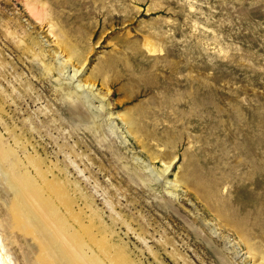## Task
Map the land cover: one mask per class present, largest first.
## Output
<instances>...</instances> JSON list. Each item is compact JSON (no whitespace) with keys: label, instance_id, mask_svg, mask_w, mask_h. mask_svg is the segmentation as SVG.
<instances>
[{"label":"rangeland","instance_id":"obj_1","mask_svg":"<svg viewBox=\"0 0 264 264\" xmlns=\"http://www.w3.org/2000/svg\"><path fill=\"white\" fill-rule=\"evenodd\" d=\"M0 242L264 264V0H0Z\"/></svg>","mask_w":264,"mask_h":264},{"label":"bare ground","instance_id":"obj_2","mask_svg":"<svg viewBox=\"0 0 264 264\" xmlns=\"http://www.w3.org/2000/svg\"><path fill=\"white\" fill-rule=\"evenodd\" d=\"M45 16V15H44ZM43 16V17H44ZM48 25V24H47ZM54 25V24H53ZM52 28V27H51ZM53 31V30H52ZM52 33V32H51ZM52 37H53V35H52ZM56 37V36H55ZM147 48H148V51H149V53H155L157 50H156V48H154L153 46H150V45H147ZM67 50V49H66ZM65 63H68V62H70V59H67V60H65L64 61ZM83 71V68L82 69H76L75 71H74V75L72 76V78H75L79 73H81ZM77 79V78H76ZM90 85V84H89ZM79 88L80 89H84L85 88V86L83 85V83L81 82V84H80V86H79ZM88 96V95H87ZM99 108H100V106H99ZM101 109V108H100ZM100 111V110H99ZM102 111V110H101ZM103 111H104V109H103ZM102 114H103V112H102ZM80 115V114H79ZM97 117L98 118H101V113L100 112H98L97 113ZM112 117V115H110V118ZM120 118V117H119ZM123 122H124V120L123 119H121ZM126 122H128V124L130 123H133L131 120H126ZM125 122V123H126ZM165 165V167H164V171H163V174H166V172H168L169 170H170V168H171V165H172V163H170V164H164ZM194 174V173H193ZM194 176H195V174H194ZM176 179H177V174H176ZM197 177V176H196ZM195 177V178H196ZM181 180L182 181H184L182 178H181ZM197 180V179H196ZM199 180H200V178H199ZM179 182V181H178ZM177 182V180H175L174 182H173V184L175 183H178ZM188 182H190V180L188 181ZM179 183H181V182H179ZM185 183L187 184V182L185 181ZM199 183V182H198ZM201 183H202V181H201ZM200 183V184H201ZM184 184V183H183ZM198 186V185H197ZM208 187V186H207ZM177 188V187H176ZM203 188V187H202ZM199 189V188H198ZM199 190H201V189H199ZM204 190V189H203ZM206 190V189H205ZM232 219V218H231ZM8 263H10L9 262V260L8 259H6L5 258V255H4V253H3V250H2V247H1V242H0V264H8Z\"/></svg>","mask_w":264,"mask_h":264}]
</instances>
